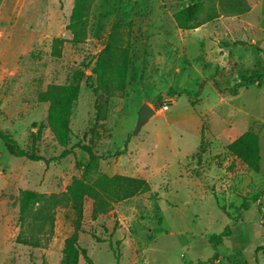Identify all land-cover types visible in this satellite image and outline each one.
<instances>
[{"label":"rangeland","instance_id":"obj_1","mask_svg":"<svg viewBox=\"0 0 264 264\" xmlns=\"http://www.w3.org/2000/svg\"><path fill=\"white\" fill-rule=\"evenodd\" d=\"M195 1L93 0L86 39L74 44L66 29L73 0H0V128L23 148L56 157L61 147L46 122L48 103L37 95L49 83L79 81L70 142L90 141L101 156L92 165L75 148L54 162L31 161L11 155L0 140V264H60L75 226L68 206L49 207L53 217L42 222L33 217L35 205L20 220L22 190L61 193L73 176L90 182L101 173L142 177L150 189L94 220L92 201L84 200L79 243L91 262L79 264L243 263L245 223L218 244L208 238L236 218L243 197L259 193L264 204V0H245L249 10L240 15L225 11L224 0H199V24L179 28L173 13ZM117 20L126 23L136 76L95 121L84 80L94 77L96 55ZM54 37L64 39L59 56ZM234 39L252 45L221 44ZM235 85L236 94L226 90ZM142 103L155 113L133 135ZM246 130L258 135V172L226 148ZM127 136L124 153L116 154Z\"/></svg>","mask_w":264,"mask_h":264},{"label":"trees","instance_id":"obj_2","mask_svg":"<svg viewBox=\"0 0 264 264\" xmlns=\"http://www.w3.org/2000/svg\"><path fill=\"white\" fill-rule=\"evenodd\" d=\"M92 1L73 0L66 29L70 34L69 41L74 44L82 43L86 39ZM203 9L204 2L198 0L175 11L173 19L179 28H194L200 22L199 17ZM223 9L228 13L240 15L247 12L249 6L245 0H224ZM125 25V22L118 20L113 23L107 41L97 53L94 66L91 68L94 77L85 76V84L88 88H91L94 97L95 121H101L104 118L109 101L114 97H123L127 82L135 79L136 76L135 68L131 67L130 46L122 34ZM63 43V38L54 37L52 39V53L54 55L59 56L61 54ZM221 44L225 46L230 44L252 45L239 39L221 41ZM258 77H262V73ZM246 80L254 82L255 77L250 76L247 79L245 76L241 77V81ZM203 84V80L199 82L198 89L195 92L196 95L201 92ZM226 90L229 93L236 94L237 86L235 85ZM78 96L79 81L64 84L49 83L37 95L39 102L48 103L46 122L54 140L61 147L56 157L47 158L33 150L23 148L9 132L0 128V140L7 151L16 157L49 163L66 157L77 148L84 151L88 156L89 164L94 165L101 156L94 151L90 141L85 142V139H82L75 143L70 142V118ZM155 107L159 108L158 106ZM86 135V132H84V137ZM128 141L129 136L124 139L122 148L115 153L123 154ZM226 148L248 169L253 172L259 171L260 153L256 132L251 130L242 132L230 141ZM149 189V182L142 177L101 173L88 182L81 177L73 176L66 190L61 193L46 195L31 189L22 190L19 197V219L22 220L25 216H28L31 208L35 205H38V207L33 217L40 218L42 222L51 220L53 217L52 212L48 211L49 207H70L76 214V221L73 231L64 239L60 264H79L80 259L90 263L91 258L88 256L86 249L79 243L84 200L86 198L91 199L90 217L94 220L98 216L110 212L114 203L146 192ZM259 199V193L243 197L237 208L236 218L225 224L221 231L212 234L208 238L210 243L218 244L231 234L236 225L245 223L250 238L243 252L244 260L242 264H260L259 255H264V213L261 210L264 204ZM115 258L117 259V255Z\"/></svg>","mask_w":264,"mask_h":264},{"label":"water","instance_id":"obj_3","mask_svg":"<svg viewBox=\"0 0 264 264\" xmlns=\"http://www.w3.org/2000/svg\"><path fill=\"white\" fill-rule=\"evenodd\" d=\"M155 113L154 107L149 105L148 103H142L138 112H137V120L133 130V135H136L141 127L148 121L149 117Z\"/></svg>","mask_w":264,"mask_h":264}]
</instances>
